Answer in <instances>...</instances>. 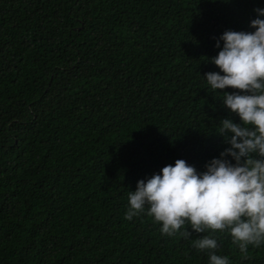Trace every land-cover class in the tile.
<instances>
[{"label": "trees", "instance_id": "16d2710c", "mask_svg": "<svg viewBox=\"0 0 264 264\" xmlns=\"http://www.w3.org/2000/svg\"><path fill=\"white\" fill-rule=\"evenodd\" d=\"M264 0H0V264H208L185 224L141 212L139 179L184 159L198 171L239 117L202 76L216 38L252 31ZM222 44V42H221ZM147 207V206H145ZM192 232L185 238L184 229ZM210 231V230H209ZM229 264H264V242Z\"/></svg>", "mask_w": 264, "mask_h": 264}, {"label": "clouds", "instance_id": "9594fccd", "mask_svg": "<svg viewBox=\"0 0 264 264\" xmlns=\"http://www.w3.org/2000/svg\"><path fill=\"white\" fill-rule=\"evenodd\" d=\"M254 11L252 31L228 29L216 38L219 51L207 59L219 71L202 75L214 95L226 86L234 89L219 96L239 117V122L229 116L218 123L217 134L228 146L202 171L176 159L139 179L127 194L126 219L146 212L167 236L185 224L196 233L207 231L191 244L207 251L208 264H229L228 256L214 251L215 230L226 229L241 252L264 242V7ZM182 234L188 238L192 232L188 227Z\"/></svg>", "mask_w": 264, "mask_h": 264}]
</instances>
